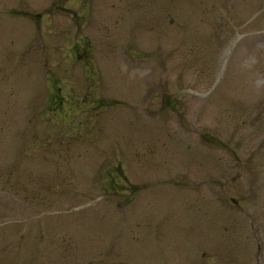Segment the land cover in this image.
<instances>
[{
    "label": "rangeland",
    "instance_id": "1",
    "mask_svg": "<svg viewBox=\"0 0 264 264\" xmlns=\"http://www.w3.org/2000/svg\"><path fill=\"white\" fill-rule=\"evenodd\" d=\"M27 262L264 264V0H0V264Z\"/></svg>",
    "mask_w": 264,
    "mask_h": 264
},
{
    "label": "flooded vegetation",
    "instance_id": "2",
    "mask_svg": "<svg viewBox=\"0 0 264 264\" xmlns=\"http://www.w3.org/2000/svg\"><path fill=\"white\" fill-rule=\"evenodd\" d=\"M165 100H166V98L165 97H163L162 98V102H165ZM166 104V103H165ZM189 167V166H188ZM178 178H181V180H184L185 178H188V177H185V176H170V177H166L165 178V180H163V181H155V180H150V181H148V182H146V183H143V185L140 187V189H139V187H136V191H139V190H141V192H144V193H152L154 190H156L155 188L157 187V186H159L160 187V189H163V188H166V187H169L170 185L172 186V187H174V185L171 183V182H173V180H175V179H178ZM174 189H179V190H182V186H178V185H176V187L174 188ZM233 202H234V204L236 205L237 204V202L238 201H235V200H233ZM189 205V204H188ZM236 206H238V205H236ZM153 210V209H152ZM153 212H155L154 210H153ZM156 213V212H155ZM157 214V213H156ZM190 229V228H189Z\"/></svg>",
    "mask_w": 264,
    "mask_h": 264
},
{
    "label": "trees",
    "instance_id": "3",
    "mask_svg": "<svg viewBox=\"0 0 264 264\" xmlns=\"http://www.w3.org/2000/svg\"><path fill=\"white\" fill-rule=\"evenodd\" d=\"M25 264H30L29 262L25 263Z\"/></svg>",
    "mask_w": 264,
    "mask_h": 264
}]
</instances>
